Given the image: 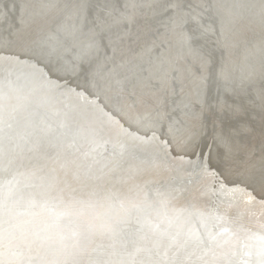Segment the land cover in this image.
Returning <instances> with one entry per match:
<instances>
[{
	"label": "rangeland",
	"instance_id": "374dc122",
	"mask_svg": "<svg viewBox=\"0 0 264 264\" xmlns=\"http://www.w3.org/2000/svg\"><path fill=\"white\" fill-rule=\"evenodd\" d=\"M87 1H89V3ZM161 1L162 3L164 2V0ZM184 1L187 0H165V9H167L166 12L167 14L169 13V15L166 18L162 17L159 18L160 20L158 19L155 21L154 19L146 18L150 10H131L132 7H130V13L126 11V9H116L114 7L109 9V7L107 8V6L98 0H96V2L94 0H0V77L9 63H16L19 68L21 67V70H23L27 64H31L34 69H38L37 71L40 70V77L43 76L46 80L52 83L54 82V84L57 83L55 84L57 88L55 86L56 89H54V94L57 92L63 94V88L61 87V92L58 87L60 88L59 85L63 86L66 84L64 87L68 85V87H70H67L66 91L72 92L74 90L72 94H79L84 98H88L87 95L89 97L90 95L92 97L95 96L96 100L100 101L102 108L105 107L104 109L110 113V115L107 113L105 116L106 122L101 124L103 126L105 125L108 129L99 127L100 133H104L103 136L105 137V140L103 139L102 141L103 145L101 144L102 142L100 144L102 148L108 151L110 146L113 145V140L117 139L116 135H118V133L115 134V131L118 130V132H120L119 134H123L125 131L123 128L126 129L127 127L138 132L136 129H133V127L131 128L133 123H147V127L149 128L140 129L142 133L139 131V135H143V137L147 135L150 138L153 134H157L160 137V146H158V148L155 144V150L149 152L146 158L148 166L145 169L135 167L137 163H129L130 160L135 162L138 154L136 158L132 155L130 157L132 159L128 160L126 156L122 154L117 160L120 161V163L113 164L114 167H111L109 169L110 171L101 169L102 172L100 171L96 175L97 179L95 181L98 182L95 184L96 186L92 184L91 187L80 188L78 192L76 188H71L70 185H68V188L65 187V189H67V194H71V197L63 200V204L54 202V199L58 197L55 191L57 189H52L53 192L49 197L50 201L48 200L49 202H45L44 210L48 212V217L50 211H56V217L59 219L63 210H66V212L70 210V212L73 211L72 213L77 215L76 220H68L67 222L69 223L66 222L65 225H56L55 227L54 222L56 218H50L48 222L45 213L42 214V219L40 218L34 222L30 219V217L33 219V217L35 218L38 216V214H35L36 209L34 210V207H38V204L22 207L16 206L12 208V216H10L11 218L3 220L5 222L4 231L0 232V264H28L30 261L32 262L31 264H53V262H55V264H60L56 259L59 260L61 255L58 257H51L52 254L48 251L45 252L46 244L47 247H49L54 243L59 244L61 241L64 242L67 232H69V227L72 226H75L76 230L78 229L75 233L76 236H79L78 238L84 243L86 242V244L80 246L78 251H74L73 249V251L69 250L70 252H68L67 259L70 257L71 260H66V264H73L74 261V264H86L92 254L93 248L99 246V251L101 248L107 247L113 249V255L120 241H122L124 245L122 248L125 254H128L132 249L133 235L136 238V234L138 235L137 239H140V241L138 240L135 248L137 251H144L145 249V252L138 255V257L134 252L133 260L130 264H147V255L149 256L151 252V245L155 248H162L165 238L169 235L168 238L171 239L172 234L176 231L188 236L191 234L190 231L193 232V230L189 229L191 225L194 230L198 231L201 237L200 245L197 244L194 249H192L191 253L193 255L191 262L185 261L176 264H212L213 259V264H226L232 257L236 258V264H264V0H238L239 2L236 8H230L226 5L223 6L219 3V0H211L213 5L218 6L217 11L220 12L222 26L220 29L209 26V22L207 21H201L205 12L202 13L199 7L195 9V7L192 6V4L198 3L200 0ZM97 4L101 6L99 5V7ZM137 4L138 3L134 2L133 5ZM204 4H206L205 1ZM71 5L73 6L71 7ZM4 6L7 7L4 8ZM86 6H88V8ZM147 6H150V3H148ZM83 7L85 8L83 9ZM89 7L94 11L93 14H91L92 11L91 13L87 11ZM81 8L82 12L80 13ZM32 9L34 10L32 11ZM115 9L116 11H114ZM120 10L124 11V13ZM171 10L176 13L173 12L174 14H172ZM183 13H186V17ZM188 15H190L191 18L188 19ZM62 16H64V18ZM71 16L74 19H71ZM100 16L102 17L100 18ZM173 16H175V18ZM67 17L71 20H67ZM180 17H182V20ZM85 18H88L89 21V33L83 30L86 27V25L83 24L86 20ZM116 18H123L121 19L123 24H126L124 21L127 18L129 22L126 28L129 29L131 33H128V38L126 37L124 42L122 40L120 43L121 48L118 46L116 54L111 50L112 55L109 57L110 61L107 60L108 62L106 63L107 69L114 65V63H112L114 60L118 61V57L122 56L123 59L126 60L124 62L125 64H123V70L133 75L132 69L133 71L135 69L130 64L136 57L141 58L138 64L145 61L147 65L151 64L155 57H158V61L155 60L154 62L153 60V63L147 66L150 71V76H142L137 82L135 79H132L133 81L129 83L127 79L123 81L125 83H123L122 89L120 88L117 90L118 92H116L117 97L120 99L112 95L113 81H111V83L109 81L108 87L105 90L99 83L98 85L101 87V91L96 88L97 91H90L73 83L72 78H68V74V77L66 74L63 75V79L57 78L53 71H51L52 69L50 70V67L47 65L45 66L41 58L34 57L35 55L30 54L26 49L30 44L40 43L42 40L41 38L44 39L49 35L60 32L58 38L59 40L61 39L60 45L62 44L61 46L63 48L69 47L73 50L72 43L75 45V40H80V42H82V40H85L86 37L90 35L94 26L95 31L99 29L100 24H102L101 26L103 27L111 26L109 19ZM220 19L215 20L219 22ZM184 20L186 22L188 20L193 22L198 21L202 24L203 28L199 33L194 30H190L189 32L185 30L186 22ZM68 21L69 24L72 25L71 28L77 27L73 29L74 31L67 34ZM79 21H81V24L78 23ZM64 24L66 26H64ZM48 30H50V33H48ZM139 30L140 32L138 33ZM74 32L76 34H73ZM84 34H88V36ZM197 34H199L203 40L196 44L188 37L192 35L196 36ZM39 36L41 38H39ZM60 45L58 46L61 47ZM122 45L126 46L123 47ZM144 47L146 48L144 49ZM71 50H69L67 54L65 52V54L68 55L69 53L71 55ZM130 54L132 55L130 56ZM24 55L26 56L24 57ZM154 55L156 56L153 57ZM28 58L30 60H28ZM34 58L36 61H34ZM157 62L160 65L158 72H161V69L165 68L168 74L162 72L161 76H156L152 67H155V64L157 66ZM108 64H110V66ZM79 65L77 66L78 71H80ZM139 65L138 72H141L143 68H141V64ZM212 66L214 69L211 68ZM142 67L145 69L147 68L146 66ZM78 71L77 73H80ZM8 76L10 77V75ZM110 78L109 76L108 79L110 80ZM155 80L157 84H155ZM8 81L10 82L11 79H5V85L7 86ZM130 83L132 85H129ZM74 85H76V87ZM211 87H214L213 91H211ZM204 96L205 100L203 99ZM57 98L60 103H57V105L61 107L60 101H64V99L62 97L59 98V96ZM82 100L86 102V100ZM10 103H6L4 106L0 104V108L3 109L0 118H2L1 121L4 122L5 125H9L11 128L12 125L16 123L15 119L20 107H16V101H10ZM112 104H114V107ZM131 105H133V107ZM175 106L177 108H175ZM8 112L12 113L9 114ZM149 112L150 114L153 113L150 115ZM111 114H113L112 117ZM110 118H113L114 122L113 119L111 121ZM115 118L118 124L115 123ZM107 120L108 123L110 121L109 124ZM120 120L122 122L121 124H119ZM138 120L140 121L138 122ZM112 122L117 126H114ZM105 123L108 124V126ZM110 125H112V128ZM124 125L125 127H122ZM117 127L122 128V130L120 128L119 130ZM101 128H103V130ZM22 129L23 126L21 122H19V125H16L12 133L14 134L15 132L14 135L18 137L22 134ZM146 131H148L149 134ZM109 132L114 134L111 135ZM108 138L113 139L109 140ZM135 138L136 137L133 138L134 142L136 141ZM106 141H110V143ZM31 147V151H33L35 155V146ZM36 147L37 153L38 149L42 146H40L39 143ZM67 153H69V151H65V154H62L63 156L60 157V160H63V158L67 160L66 158H68L67 156L69 155ZM33 154L30 155L27 161H24V164L20 166V169L12 177L11 180L13 182L15 180L17 181H15L12 187H9L11 186L10 184L5 189V196L12 197V199L17 198L16 196L20 197V193L17 194L15 189L18 188L20 184H24L23 181H27L26 183L28 184L34 182V179L29 177V175L34 174L35 171H30L31 167L35 169V163H31L35 158ZM58 161L59 159H57L56 162L52 159L46 160L40 166H42V168H48V162H50L54 164V168H58V166H56ZM131 164H133L135 168H133ZM115 166L121 169L118 167L115 169ZM139 169L143 170L140 171ZM103 170L107 171V173ZM119 170L122 171L120 172L122 173V179H117V176H114V173H118ZM104 175L107 176V178H105ZM177 179L179 180L175 181ZM62 181L60 184L64 186L69 184L65 180ZM178 184L179 186H177ZM98 186H102L101 189H97ZM137 186L140 188H136ZM32 187L31 185V188ZM90 188H92V190ZM152 188L155 192L152 191ZM62 189L64 188H61V190ZM97 193L103 194L104 199L100 200V198L96 197ZM77 195H81L82 197L85 195L84 198L89 197L87 202L91 203L77 202L76 204V201L70 203L72 196L74 199ZM53 202L57 205V208ZM142 203L146 204L144 208L148 206V211L144 210ZM213 205L215 207L214 210L212 209ZM50 208L52 210H50ZM110 209H113L111 210L112 212L108 211ZM70 222H72V225H70ZM68 224L70 226H68ZM35 226L37 228H35ZM121 227L126 228L121 229L117 235L116 231ZM171 227H173L172 231L169 232ZM136 228L138 229L137 233L135 232L137 231ZM41 231L42 234H40ZM147 236L149 237L147 238ZM196 236L197 234L194 235V237ZM252 239H256L255 243L260 247L259 253H254L255 255H252L251 247L248 249L250 240ZM171 241L174 245L165 253H152V264H175L172 261L174 260L175 253H182V251L176 252L175 250L178 249L180 243L178 244L177 242L174 243L173 240ZM10 247L14 250L10 249ZM67 251L68 249H65L63 254ZM184 254L189 253L185 251ZM99 255L100 252L98 253L97 259L94 260L95 263H98ZM105 255L99 258V261L103 264H107L109 261V256L107 254ZM107 257L108 259L106 261ZM251 258H255V262H251Z\"/></svg>",
	"mask_w": 264,
	"mask_h": 264
},
{
	"label": "bare ground",
	"instance_id": "6f19581e",
	"mask_svg": "<svg viewBox=\"0 0 264 264\" xmlns=\"http://www.w3.org/2000/svg\"><path fill=\"white\" fill-rule=\"evenodd\" d=\"M86 1V0H85ZM91 1V0H90ZM131 1H132V3H131ZM54 2V1H53ZM81 2V1H80ZM84 2V1H83ZM88 3H89V1H87ZM86 2V3H87ZM96 2V1H95ZM103 4H104V0L103 1H101ZM134 2H136V3H138L137 5H133L134 4ZM174 2V1H173ZM184 2H186V1H184ZM72 3V2H71ZM94 3V2H93ZM92 3V4H93ZM148 3H149V1L147 2V3H145L144 2V0H126V1H122V4L123 5H126L127 7L130 5L132 8H131V10H133V9H145L146 8V6L148 5ZM167 3V2H166ZM171 3V2H170ZM170 3H168V4H170ZM179 3V2H178ZM183 3V2H182ZM51 4V3H50ZM63 4V3H62ZM75 4V3H74ZM77 4V3H76ZM79 4V3H78ZM84 4V3H83ZM96 4V3H95ZM176 4H177V2H176ZM181 4V3H180ZM67 5V4H66ZM85 5V4H84ZM83 5V6H84ZM88 5V4H87ZM91 5V4H90ZM100 5V4H99ZM98 4H97V6H99ZM183 5V4H182ZM182 5H180V6H182ZM21 6V5H20ZM24 6V5H23ZM31 6V5H30ZM73 5H71V7H72ZM81 6V5H80ZM89 6V5H88ZM88 6H86L87 8H88ZM94 6V5H93ZM101 6V5H100ZM99 6V7H100ZM103 6V5H102ZM170 6V5H169ZM173 6V5H172ZM171 6V7H172ZM179 6V7H180ZM5 7H7V6H4V8ZM18 7V6H17ZM40 7V6H39ZM48 7H50V6H48ZM63 7V6H62ZM68 7H69V5H68ZM75 7V6H74ZM113 6H110V8L109 9H111ZM121 7V6H120ZM177 7V6H176ZM20 8V7H19ZM33 8V7H32ZM56 8V7H55ZM60 8V7H59ZM78 8V7H77ZM85 7H83V9H84ZM96 8V7H95ZM103 8V7H102ZM108 8V7H107ZM169 8V7H168ZM31 9V8H30ZM98 9V8H97ZM106 9V8H105ZM108 9V10H109ZM182 9V8H181ZM195 9H197V8H195ZM6 10V9H5ZM21 10V9H20ZM25 10V9H24ZM34 9H32V11H33ZM66 10V9H65ZM69 10V9H68ZM94 10H96V9H94ZM99 10H101V9H99ZM170 10V9H169ZM173 10V9H172ZM171 10V11H172ZM177 10V9H176ZM180 10V9H179ZM240 10V9H239ZM4 11V10H3ZM14 11V10H13ZM17 11V10H16ZM39 11V10H38ZM45 11H46V9H45ZM52 11H53V9H52ZM61 11V10H60ZM67 11V10H66ZM75 11H79V10H75ZM86 11V10H85ZM87 11H88V9H87ZM92 11V10H91ZM103 11V10H102ZM109 11H111V10H109ZM114 11H116V9L114 10ZM121 11V10H120ZM120 11H119V13H120ZM166 11H167V9H166ZM185 11V10H184ZM188 11V10H187ZM7 12V11H6ZM55 12V11H54ZM82 12V8H81V11H80V13ZM89 12V11H88ZM94 12V11H93ZM121 12H123L124 13V11H121ZM136 12H137V10H136ZM149 12V11H148ZM174 11H172V14H174V13H176V12H174ZM189 12V11H188ZM3 13V12H2ZM12 13V12H11ZM17 13H18V11H17ZM22 13V12H21ZM48 13V12H47ZM65 13V12H64ZM63 13V14H64ZM90 13V12H89ZM96 13V12H95ZM115 13V12H114ZM133 13H134V11H133ZM171 13V12H170ZM177 13H180V12H177ZM198 13V12H197ZM202 13H203V11H202ZM10 14V13H9ZM19 14V13H18ZM91 14H93V13H91ZM103 14V13H102ZM112 14V13H111ZM128 14V13H127ZM126 14V15H127ZM184 14V13H183ZM186 14V13H185ZM185 14H184V16H185ZM199 14V13H198ZM201 14V13H200ZM12 15H14V14H12ZM16 15V14H15ZM28 15H29V13H28ZM70 15V14H69ZM72 15V14H71ZM83 15V14H82ZM90 15V14H89ZM99 15V14H98ZM101 15V14H100ZM116 15V14H115ZM124 15V14H123ZM129 15H131V14H129ZM177 15V14H176ZM6 16V15H5ZM8 16V15H7ZM9 16H11V15H9ZM21 16V15H20ZM32 16H34V15H32ZM50 16V15H49ZM52 16V15H51ZM77 16H78V14H77ZM80 16H81V14H80ZM86 16H88V15H86ZM85 16V17H86ZM118 16V15H117ZM142 16V15H141ZM140 16V17H141ZM183 16V15H182ZM197 16V15H196ZM203 16H205V15H203ZM3 17V16H2ZM63 18H64V16H62ZM72 17V16H71ZM90 17H91V15H90ZM102 16H100V18H101ZM120 17V16H119ZM126 17V16H125ZM124 17V18H125ZM131 17V16H130ZM143 17V16H142ZM174 18H175V16H173ZM172 17V18H173ZM186 17V16H185ZM185 17H183V18H185ZM14 18H16V17H14ZM29 18V17H28ZM66 18V17H65ZM81 18V17H80ZM95 18V17H94ZM99 18V17H98ZM114 18V17H113ZM132 18V17H131ZM131 18H129V19H131ZM170 18H171V16H170ZM176 18H177V16H176ZM181 18V20H182V17H180ZM197 18V17H196ZM13 19V18H12ZM69 18L67 17V20H68ZM71 19H74L73 17L71 18ZM71 19H69V20H71ZM79 19V18H78ZM82 19V18H81ZM86 19V18H85ZM84 19V20H85ZM121 19H123V18H121ZM121 19H109V21H110V24H111V26H105V27H103V26H101L102 24H100V27H99V29H97V27H96V29H97V31H95V26L92 28V32L90 33V35L88 36V34L87 35H85V36H88V37H86V39L85 40H82V42H80V40H75V42H74V44L75 45H73V43H72V49L73 50H71L69 47L67 48H65V51H66V54H67V52L69 51V50H71V55L68 53V55H66V57L63 59V63H64V65H66V67H67V69L69 68V69H74V68H76V66H78L82 61H81V59H82V55H83V57H85L84 59H85V65H82V66H84V68H83V71L85 72V73H91L88 69H90L89 67H90V65L91 64H93V74L91 73V78H90V76H89V81L91 80L92 81V83L91 84H95V83H100V85H102L103 87H104V90L108 87V83H109V81H110V83H111V81H113L114 82V84H113V90H112V95H114V96H116L117 97V93L116 92H118L117 90L118 89H120L121 87H122V85H123V83H125V82H123L124 80H126L127 79V81H128V83L129 82H131V81H133L134 79H135V81L137 82V80L139 79V73H138V70H139V67H140V63L138 64V62H139V60L141 59V58H138V57H136L133 61H131V66L135 69L134 71H133V69H132V72H133V75H131L129 72L128 73H126V71H124L123 70V64H125L124 62L126 61L125 59H123V57L122 56H117L118 57V61H113L112 63H114V65L113 66H111L110 68H108L107 69V60H109L110 58L109 57H111V50H113V53H115L116 54V49L118 48V46L121 48V42H122V40H123V42L125 41V39H126V37L128 38V33H131V31L129 32V29H127L126 28V25H127V23L129 22L128 21V19L126 18L125 19V23L126 24H123V21L121 20ZM135 19V18H134ZM28 20V19H27ZM58 20H60V19H58ZM64 20V19H63ZM67 20H65V21H67ZM102 20V19H101ZM138 20V19H137ZM170 20V19H169ZM180 20V21H181ZM197 20H199V19H197ZM44 21H46V20H44ZM74 21V20H73ZM77 21V20H76ZM82 21V20H81ZM81 21H79L78 23H80ZM87 21H88V19H87ZM92 21V20H91ZM96 21V20H95ZM179 21V20H178ZM185 21V20H184ZM200 21V20H199ZM40 22V21H39ZM47 22V21H46ZM50 22V21H49ZM100 22H102V21H100ZM174 22V21H173ZM172 22V23H173ZM186 22V21H185ZM198 22V21H197ZM29 23V22H28ZM33 23V22H32ZM42 23V22H41ZM53 23H54V21H53ZM56 23V22H55ZM63 23V22H62ZM71 23V22H70ZM93 23H94V21H93ZM150 23V22H149ZM176 23H178V22H176ZM45 24V23H44ZM67 24V23H66ZM68 24H69V21H68ZM75 24H76V22H75ZM81 24V23H80ZM84 24V23H83ZM89 24V23H88ZM91 24V23H90ZM96 24H97V22H96ZM171 24V23H170ZM181 24V23H180ZM204 24V23H203ZM206 24V23H205ZM35 25V24H34ZM48 25V24H47ZM52 25V24H51ZM154 25H156V24H154ZM168 25H169V23H168ZM174 25V24H173ZM44 26V25H43ZM64 26H66L65 24H64ZM68 26V28H67V30H66V32H67V34L68 33H71L72 31H74L73 29L75 28V27H77V26H75L74 28L72 27L71 28V24H69V25H67ZM84 26V25H83ZM91 26V25H90ZM170 26V25H169ZM177 26V25H176ZM53 27V26H52ZM56 27V26H55ZM55 27H54V29H55ZM59 27V26H58ZM57 27V28H58ZM62 27V26H61ZM116 27V28H115ZM127 27H128V25H127ZM163 27V26H162ZM174 27V26H173ZM83 28V27H82ZM126 28V29H125ZM131 28V27H130ZM175 28V27H174ZM21 29H22V27H21ZM31 29H33V28H31ZM39 29H40V27H39ZM66 29V28H65ZM80 29V28H79ZM182 29V28H181ZM185 29V28H184ZM45 30V29H44ZM78 30V29H77ZM84 30V29H83ZM183 30V29H182ZM185 30H187V29H185ZM206 30H208V29H206ZM27 31V30H26ZM39 31V30H38ZM42 31H43V29H42ZM41 31V32H42ZM49 32L48 33H50V30H48ZM61 31V30H60ZM76 31V30H75ZM80 31V30H79ZM78 31V32H79ZM31 32V31H30ZM33 32H34V30H33ZM44 32V31H43ZM56 32V31H55ZM62 32V31H61ZM84 32H86V31H84ZM83 32V33H84ZM140 32V30L138 31V33ZM149 32V31H148ZM170 32V31H169ZM173 32V31H172ZM171 32V33H172ZM176 32V31H175ZM184 32V31H183ZM190 32V31H189ZM63 33V32H62ZM88 33H89V31H88ZM134 33V32H133ZM31 34V33H30ZM64 34H66V33H64ZM73 34H76L75 32L73 33ZM175 34V33H174ZM19 35H21V34H19ZM36 35V34H35ZM123 35V36H122ZM137 35H140V34H137ZM180 35V34H179ZM33 36V35H32ZM46 36V35H45ZM59 36H60V32H57L56 34H53V35H49V36H47L46 38H44V41H45V43H46V45H51V46H57V44L54 42V41H56L58 38H59ZM70 36V35H69ZM68 36V37H69ZM74 36V35H73ZM76 36V35H75ZM77 36H80V35H77ZM82 36H83V34H82ZM193 36V35H192ZM29 37V36H28ZM37 37V36H36ZM35 37V38H36ZM72 37V36H71ZM143 37V36H142ZM145 37V36H144ZM150 37V36H149ZM148 37V38H149ZM170 37V36H169ZM186 37V36H185ZM39 38H41L40 36H39ZM61 38V37H60ZM79 38V37H78ZM146 38V37H145ZM171 38V37H170ZM175 38V37H174ZM42 40L40 41V42H43V38H41ZM72 39V38H71ZM158 39V38H157ZM186 39V38H185ZM39 40V39H38ZM59 40V39H58ZM61 40V39H60ZM59 40V41H60ZM62 40H63V38H62ZM74 40V39H73ZM147 40V39H146ZM159 40V39H158ZM180 40V39H179ZM32 41V40H31ZM38 42V41H37ZM62 42V41H61ZM63 42H64V40H63ZM66 42V41H65ZM73 42V41H72ZM167 42V41H166ZM31 43V42H30ZM67 43V42H66ZM70 43V42H69ZM146 43V42H145ZM157 43V42H156ZM26 44V43H25ZM124 44V43H123ZM158 44V43H157ZM31 45V44H30ZM60 45V44H59ZM62 45V44H61ZM60 45V46H61ZM71 45V44H70ZM182 45H183V43H182ZM69 46V45H68ZM123 46V45H122ZM124 46H126V45H124ZM123 46V47H124ZM157 46V45H156ZM169 46V45H168ZM19 47V46H18ZM59 47V46H58ZM65 47V46H64ZM122 47V48H123ZM129 47V46H128ZM151 47V46H150ZM197 47V46H196ZM24 48V47H23ZM220 48V47H219ZM223 48H225V47H223ZM162 49V48H161ZM20 50V49H19ZM22 50V49H21ZM26 50V49H25ZM110 50V51H109ZM120 50V49H119ZM118 50V51H119ZM125 50V49H124ZM128 50V49H127ZM193 51V50H192ZM23 52V51H22ZM170 52V51H169ZM20 53V52H19ZM28 53V52H27ZM118 53V52H117ZM134 53V52H133ZM148 53V52H147ZM157 53H158V51H157ZM170 53H172V52H170ZM25 54V53H24ZM121 54V53H120ZM152 54V53H151ZM118 55H119V53H118ZM122 55V54H121ZM132 54H130V56H131ZM164 55V54H163ZM168 55V54H167ZM19 56H22V55H19ZM26 55H24V57H25ZM135 56V55H134ZM156 55H154L153 57H155ZM184 56V55H183ZM27 57H28V54H27ZM33 57V56H32ZM90 57V58H89ZM126 57V56H125ZM15 58V57H14ZM38 58V57H37ZM148 58V57H147ZM162 58V57H161ZM17 59V58H16ZM40 59V58H39ZM83 59V60H84ZM153 59V58H152ZM28 60H30L29 58H28ZM42 60V59H41ZM147 60V59H146ZM154 60V62H155V60L156 61H158V57H155V59H153ZM153 60H152V62H151V64L153 63ZM171 60V59H170ZM177 60V59H176ZM14 61H16V60H14ZM34 61H36L35 60V58H34ZM33 61V62H34ZM38 61V60H37ZM110 61V60H109ZM144 61V60H143ZM167 61H168V59H167ZM17 62V61H16ZM24 62V61H23ZM29 62V61H28ZM27 62V63H28ZM163 62V61H162ZM30 63V62H29ZM40 63V62H39ZM158 63V62H157ZM165 63V62H164ZM180 63V62H179ZM19 64V63H18ZM22 65V64H21ZM20 65V66H21ZM27 65H29V66H27ZM26 66H27V68L28 69H30L33 73H35V80H34V82L33 83H31V85L27 88V90H26V95H25V100H27L28 99V96H30V94L29 93H27V91H29V92H31V93H33V94H37V95H35V96H32V100L31 101H33L34 102V100L36 101V103H37V105L39 104V106L41 107V110L37 113V118L36 119H34V120H32L31 121V119L30 118H28L27 119V123H26V125H23L22 124V120H24V119H26V117H28L26 114H25V111H23L22 113H21V124H22V126H23V129H22V134L21 135H19L18 137H19V139H18V137L16 136V135H14L15 134V132H14V134L12 133V137H11V140L13 141V143H12V141H11V145H10V147L12 148V150H11V157H14V156H16L18 153H20L21 152V156L23 157L24 156V151H23V149L25 148V147H27L28 146V144H27V141H29L30 139H31V141H30V144H29V149H28V151H27V153H26V160L25 161H27L29 158H30V155H32V152L33 151H31V149H32V147L31 146H35V158H34V161L32 160V162L31 163H35V169L33 168V167H31V169H30V171H34V174H32V175H29V177H31L32 179H34V182H38L41 186H39V187H41L40 189L42 190L41 192L40 191H38L39 192V194H43V195H46L45 197H47V196H51V193L53 192V190H54V188L55 189H57V190H55L56 192H57V198H56V200H54V202L55 203H58L59 202V204H61L62 203V201L63 200H65L66 198H68V197H71L70 195L71 194H67V189H65V187H67L68 188V185H70V187L71 188H76V190H77V192L79 191V189L80 188H88V187H91V185L92 184H96V183H98L97 181H95L96 179H97V177H96V175L101 171L102 172V170L101 169H106L107 171H110L109 169L111 168V167H114V165L113 164H118V163H120V161H117L119 158H120V156L122 155V154H124L125 156H126V159L128 160V159H132V158H130L132 155L136 158V156H137V154H138V156H137V159L135 160V158H134V160H135V162H132V160H130L129 161V163H137V165L135 166V167H141V168H143V169H145L147 166H148V164H147V161H146V158H147V156H148V154H149V152L150 151H152V150H155V144L157 145V147L158 146H160V144H159V140H160V137L157 135V134H153L150 138H149V136H147V135H145L144 137H143V135L141 136V135H139L138 134V132H135L134 130H131L130 128H127L126 127V129L125 128H123V130H125L124 132H123V134H119L120 132H118V130L117 131H115V134L116 133H118V135H116L117 136V139H115V140H113V145L112 146H110V149H109V151L107 150V149H104V148H102V146H101V144L103 145V139L105 138L104 136H103V134L104 133H100V131H99V127H105V125L103 126V125H101L102 123H104V122H106V114L108 113L104 108L105 107H103L102 108V105L100 104V101L99 100H96V97L95 96H91L90 95V97L87 95V97L88 98H84L83 96H81V95H75V94H72V93H74V90L71 92L70 91V89H69V91L71 92H68V91H66V88L69 86H66V87H64V85H66V84H64L63 86H61V85H59L60 86V88L58 87V89H60V91L62 90L61 89V87L63 88V94H59L58 92L57 93H55L54 94V89H56L57 88V86L55 85V84H57V83H55L54 84V82L52 83V82H50V81H48V80H46L41 74V76L42 77H40L39 76V71H37L38 69H34L33 67H32V65L31 64H27ZM41 65H42V63H41ZM109 66H110V64H108ZM214 65V64H213ZM35 66V65H34ZM46 66V65H45ZM80 66V65H79ZM108 66V67H109ZM145 66V65H144ZM22 67H24V66H22ZM40 67V66H39ZM42 67V66H41ZM131 67V68H132ZM19 68V67H18ZM38 68V67H37ZM211 68H213L214 69V67L212 66ZM24 69V68H23ZM46 69H47V67H46ZM81 69H82V67H81ZM145 68H143L142 70H144ZM152 69L154 70V72H155V74H156V76H161V74H162V72L163 73H166V74H168V72L167 71H165V68H162L161 69V72H158L159 71V69H160V65H159V63H158V66H156V64H155V67H152ZM212 69V70H213ZM19 70H21V67L19 68ZM50 70H51V68H50ZM49 70V71H50ZM167 70V69H166ZM169 70V69H168ZM174 70V69H173ZM48 71V70H47ZM52 71V70H51ZM78 71V70H77ZM177 71V70H176ZM79 72V71H78ZM158 72V73H157ZM179 72V71H178ZM41 73V72H40ZM49 73V72H48ZM46 74H47V72H46ZM78 74V73H77ZM179 74V73H178ZM49 75H51V74H49ZM170 75H171V72H170ZM66 76H67V74H66ZM111 77L110 78V80L108 79V77ZM6 78L8 77V73H6V76H5ZM5 77H3V78H1L0 77V82L1 83H4L5 84ZM48 77V76H47ZM52 77V76H51ZM50 77V78H51ZM68 77V76H67ZM168 77V76H167ZM68 78H70V76L68 77ZM67 78V79H68ZM204 78V77H203ZM10 79H11V81L9 82L8 81V86H11L12 84L13 85H15L17 82L15 81V79L12 77V76H10ZM54 79V78H53ZM52 79V80H53ZM57 79V78H56ZM61 79V78H60ZM63 79V78H62ZM71 79V78H70ZM133 79V80H132ZM157 79V78H156ZM159 79V78H158ZM161 79V78H160ZM165 79V78H164ZM163 79V80H164ZM51 80V79H50ZM66 80V79H65ZM64 80V81H65ZM54 81H55V79H54ZM63 81V82H64ZM170 81V80H169ZM57 82V81H56ZM61 82V81H60ZM105 82V83H104ZM139 82H141V81H139ZM138 82V83H139ZM157 81L155 80V84H157L156 83ZM163 82V81H162ZM166 82V81H165ZM59 83V82H58ZM67 83V82H66ZM60 84V83H59ZM72 84V83H71ZM145 84V83H144ZM163 84V83H162ZM73 85V84H72ZM129 85H132L131 83L129 84ZM137 85V84H136ZM55 86H56V88H55ZM71 86V85H70ZM75 87H76V85H74ZM135 86V85H134ZM138 86H140V85H138ZM144 86V85H143ZM72 87V86H71ZM110 87V86H109ZM133 87V86H132ZM131 87V88H132ZM142 87V86H141ZM205 87V86H204ZM68 88H70V87H68ZM77 88H80V87H77ZM83 88V87H82ZM81 88V89H82ZM111 88V87H110ZM140 88V87H139ZM138 88V89H139ZM74 89V88H73ZM80 89V90H81ZM86 89V88H85ZM99 89V88H98ZM116 89V90H115ZM122 89V88H121ZM125 89V88H124ZM135 89V88H134ZM168 89V88H167ZM209 89V88H208ZM24 90V89H23ZM79 90V89H78ZM100 90V89H99ZM137 90V89H136ZM200 90V89H199ZM202 90V89H201ZM36 91H38V93L36 92ZM85 91V90H84ZM91 91V90H90ZM97 91V90H96ZM123 91V90H122ZM163 91V90H162ZM62 92V91H61ZM79 92V91H78ZM109 92V91H108ZM167 92H168V90H167ZM209 92V91H208ZM82 93H83V91H82ZM93 93V92H92ZM91 93V94H92ZM123 93V92H122ZM121 93V94H122ZM119 94H120V92H119ZM144 94V93H143ZM203 94V93H202ZM210 94V93H209ZM94 95V94H93ZM102 95V94H101ZM111 95V94H110ZM109 95V96H110ZM206 95V94H205ZM59 96V98H63L64 99V101L62 100V101H60L61 102V107H59L58 105H57V103H59V99L57 98ZM61 96V97H60ZM79 96H81V97H79ZM86 96V95H85ZM119 96V95H118ZM122 96V95H121ZM202 96V95H201ZM207 96V95H206ZM108 97V96H107ZM100 98H102V97H100ZM112 98V97H111ZM110 98V99H111ZM118 98V97H117ZM144 98V97H143ZM156 98V97H155ZM203 98V97H202ZM208 98V97H207ZM29 99H31V98H29ZM70 99V100H69ZM82 99H84V100H86V102H84ZM109 99V100H110ZM118 99H120V98H118ZM173 99V98H172ZM204 100H205V96H204V98H203ZM102 100V99H101ZM124 100V99H123ZM129 100V99H128ZM152 100V99H151ZM30 101V102H31ZM112 102H113V100H112ZM118 102V101H117ZM137 102V101H136ZM183 102V101H182ZM8 103H10V102H8ZM107 103V102H106ZM111 103V102H110ZM168 103H170V102H168ZM204 103H206V102H204ZM203 103V104H204ZM11 104V103H10ZM60 104V103H59ZM115 104V103H114ZM114 104H112V106L114 105ZM118 104V103H117ZM133 104H134V102H133ZM182 104V103H181ZM13 105V104H12ZM105 105V104H104ZM107 105V104H106ZM111 105V104H110ZM127 105V104H126ZM152 105V104H151ZM9 106V105H8ZM8 106H6V107H8ZM123 106V105H122ZM128 106V105H127ZM132 107H133V105H131ZM136 106V105H135ZM149 106V105H148ZM147 106V107H148ZM153 106V105H152ZM183 106V105H182ZM114 107V106H113ZM116 107H119V106H116ZM154 107V106H153ZM181 107V106H180ZM186 107V106H185ZM5 108V107H4ZM14 108H15V106H14ZM108 108V107H107ZM156 108H158V107H156ZM175 108H177L176 106H175ZM179 108V107H178ZM7 109V108H6ZM112 109V108H111ZM123 109V108H122ZM139 109V108H138ZM142 109V108H141ZM140 109V110H141ZM183 109V108H182ZM186 109V108H185ZM16 110V109H15ZM117 110V109H116ZM120 110V109H119ZM134 110H135V108H134ZM153 110V109H152ZM163 110V109H162ZM179 110V109H178ZM125 111V110H124ZM129 111H131V110H129ZM128 111V112H129ZM133 111V110H132ZM147 111V110H146ZM169 111V110H168ZM171 111V110H170ZM3 112V110H1L0 109V113H2ZM7 112V111H6ZM5 112V113H6ZM68 112L69 113H71V115L70 116H68ZM117 112V111H116ZM166 112V111H165ZM186 112V111H185ZM9 113V112H8ZM10 113H12V112H10ZM9 113V114H10ZM134 113V112H133ZM147 113V112H146ZM145 113V114H146ZM153 113V112H152ZM151 113V114H152ZM109 115H110V113H108ZM129 114V113H128ZM149 114H150V112H149ZM150 114V115H151ZM160 114V113H159ZM13 115V114H12ZM112 115L113 114H111V117H112ZM117 115H118V113H117ZM122 115V114H121ZM125 115V114H124ZM135 115V114H134ZM140 115H141V112H140ZM6 116V115H5ZM10 116V115H9ZM131 116H133V115H131ZM145 116V115H144ZM154 116V115H153ZM156 116V115H155ZM151 117V116H150ZM144 118V117H143ZM1 119L2 118H0V121H1ZM112 119L113 118H110V120L112 121ZM146 119V118H145ZM152 119H153V117H152ZM161 119V118H160ZM105 120V121H104ZM168 120V119H167ZM5 121V120H4ZM31 121V122H30ZM117 121H118V119H117ZM140 120H138V122H139ZM145 121V120H144ZM113 122H114V119H113ZM112 122V123H113ZM119 122V121H118ZM132 122V121H131ZM136 122V121H135ZM146 122H147V120H146ZM150 122V121H149ZM165 122V121H164ZM107 123H108V120H107ZM109 123H110V121H109ZM108 123V124H109ZM115 123L116 124H118L117 122H116V118H115ZM115 123H113V125L115 126L116 124ZM122 122H121V120H120V123L119 124H121ZM133 123V122H132ZM151 123V122H150ZM170 123V122H169ZM183 123V122H182ZM225 123V122H224ZM227 123V122H226ZM25 124V123H24ZM106 124V123H105ZM108 124H106L107 126H108ZM133 125H134V123H133ZM165 125V124H164ZM227 125H228V123H227ZM117 126V125H116ZM119 126V125H118ZM166 126V125H165ZM226 126V125H225ZM229 126V125H228ZM57 127H58V129H59V131H60V135L58 136V135H55L54 134V136H51V134H53L54 132H55V129H57ZM68 127L71 129V133L73 134V136L72 135H70L69 134V136L68 137H66V135H62V133H63V131H64V128H65V130L66 129H68ZM110 127L112 128V125H110ZM122 127H125V125L124 126H122ZM181 127V126H180ZM16 128V125H15V127H14V129ZM103 128H101L102 130H103ZM105 128H107V127H105ZM115 128V127H114ZM118 128V127H117ZM120 128V127H119ZM118 128V129H119ZM132 128V127H131ZM227 128V127H226ZM225 128V129H226ZM108 129V128H107ZM121 130H122V128H120ZM119 129V130H120ZM134 129V128H133ZM143 129H145V128H143ZM24 130V131H23ZM161 130H163V129H161ZM160 130V131H161ZM143 131V130H142ZM151 131V130H150ZM155 131V130H154ZM145 132V131H144ZM146 132H148V131H146ZM156 132V131H155ZM222 132H223V130H222ZM109 133H111V132H109ZM140 133H142L141 131H140ZM154 133V132H153ZM112 134H114V133H111V135ZM148 134H149V132H148ZM119 135H121V136H119ZM160 135V134H159ZM3 137H5L6 138V136H3ZM0 138V139H3L4 140V138ZM107 137V136H106ZM134 137H136L135 139H136V141L134 142ZM148 137V138H147ZM43 138V139H42ZM9 139H10V133H9ZM40 139H42V147H41V150L42 151H44L45 153L44 154H41V153H39V152H37L36 153V145H38V141L40 140ZM109 139V138H108ZM111 139H113V138H111ZM111 139H109V140H111ZM133 139V140H132ZM138 139V140H137ZM105 140V139H104ZM131 141H133V142H131ZM102 142V143H101ZM105 142V141H104ZM106 142H109L110 143V141H106ZM101 143V144H100ZM64 144H66L65 146H64ZM111 144H112V142H111ZM145 144V145H144ZM142 145H144V146H142ZM66 149H70V151L71 152H69V153H67V154H69L67 157L68 158H66L67 160H65V158H63V160L61 161L60 160V157H62L64 154H65V148ZM104 147V146H103ZM109 148V147H108ZM159 148V147H158ZM201 148V147H200ZM198 150V149H197ZM203 151V150H202ZM201 151V152H202ZM106 152H108V153H106ZM198 153H200V152H198ZM63 154V155H62ZM102 154V155H101ZM9 156H10V153H9ZM102 156V157H101ZM198 156V155H197ZM100 157V158H99ZM139 157V158H138ZM53 160V161H55L56 162V160L57 159H59V161L57 162V165L56 166H58V168H54V164L53 163H50V162H48V168H42V166H40L44 161H48V160ZM24 162V161H23ZM54 162V163H55ZM76 163H77V165H76ZM22 164H18L17 165V168H20V166H21ZM113 165V166H112ZM132 165V167H133V164H131ZM76 166V167H75ZM120 166V165H119ZM9 166L7 165V168H8ZM118 166H115V169L117 168ZM135 167H133V168H135ZM6 168V165L5 164H1L0 163V180H2V178H7V179H9L10 177H11V179H12V177L16 174V172L19 170V169H14V168H11L10 167V171H11V175H6V174H8V169ZM118 168H120V167H118ZM39 169V170H38ZM121 169V168H120ZM138 169V168H137ZM136 169V170H137ZM143 169H139L140 171L141 170H143ZM37 170V171H36ZM43 170V171H42ZM195 170V169H194ZM40 171V172H39ZM42 171V172H41ZM105 173H107V171H105V170H103ZM104 172H103V174H104ZM120 172H122V171H118V173H114V176L116 177L117 176V179H120L121 178V174L122 173H120ZM109 173V172H108ZM138 173H139V171H138ZM137 173V174H138ZM6 176V177H5ZM76 176H77V178H76ZM105 176V175H104ZM74 177H75V179H74ZM105 178H107V176H105ZM141 178V177H140ZM139 178V179H140ZM148 178V177H147ZM151 178V177H150ZM122 179V178H121ZM138 179V180H139ZM4 180L5 179H3V181H0V187H2L4 184ZM62 180H65V181H67V183H69V184H67V186H64V185H62V184H60V182L62 181ZM147 180V179H146ZM179 179H177V180H175V181H178ZM140 181V180H139ZM63 182V181H62ZM138 182V181H137ZM136 182V183H137ZM142 182H144V181H142ZM64 183V182H63ZM140 183V182H139ZM138 183V184H139ZM146 183V182H145ZM144 183V184H145ZM60 184V185H59ZM143 184V183H142ZM142 184H140V185H142ZM86 185H87V187H86ZM137 185V184H136ZM170 185H172V184H170ZM106 186V185H105ZM177 186H179V184L177 185ZM69 187V188H70ZM94 187V186H93ZM92 187V188H93ZM101 187L102 186H98V188L97 189H101ZM143 187V186H142ZM142 187H141V189H142ZM33 188L34 187H32V190H33ZM61 188H64V189H62L61 190ZM70 188V189H71ZM92 188H90L91 190H92ZM136 188H140V187H136ZM156 188V187H155ZM172 188V187H171ZM5 189L6 188H4V189H0V196H4V194H5ZM31 189V188H30ZM53 189V190H52ZM89 189V190H90ZM107 189V188H106ZM35 190V189H34ZM34 190L33 191H31V192H34ZM83 190V189H82ZM151 190V189H150ZM173 190V189H172ZM85 191H87V190H85ZM104 191V190H103ZM152 191H154L153 190V188H152ZM151 191V192H152ZM177 191V190H176ZM37 192V193H38ZM92 192V191H91ZM90 192V193H91ZM150 192V193H151ZM155 192V191H154ZM82 193H83V191H82ZM85 193V192H84ZM89 193V194H90ZM38 194V195H39ZM56 194V193H55ZM76 194V193H75ZM78 194V193H77ZM106 194V193H105ZM54 195V194H53ZM83 195V194H82ZM86 195V194H85ZM85 195H84V197H85ZM98 195V196H97ZM97 195H96V197H98V198H100V200H102V199H104L103 198V194H98L97 193ZM17 198L19 197V196H16ZM20 197H28V196H25V195H23V194H20ZM84 197H82L81 195L79 196V195H77V197H75L74 199H73V196H72V198H71V202H70V200H69V202L70 203H73L74 201H76V204H77V202H86L87 204H90L91 202H87L88 200H89V197H86V198H84ZM93 197V196H92ZM84 198V199H83ZM150 198V197H149ZM50 201V200H49ZM48 201V202H49ZM149 201V200H148ZM38 202V201H37ZM53 202V203H54ZM46 203H47V201H46ZM54 203V204H55ZM93 203V202H92ZM51 204H52V202H51ZM50 204V205H51ZM63 204V203H62ZM69 204V203H68ZM31 205H37V204H35V202H33V203H31ZM79 205V204H78ZM146 204L145 203H142V207L144 208V206H145ZM47 206H48V204H47ZM55 206H56V208H57V205L55 204ZM74 206H76V205H74ZM81 206H83V205H81ZM50 207V206H49ZM60 207V206H59ZM58 207V208H59ZM32 208H33V206H32ZM53 208V207H52ZM110 208H112V207H110ZM214 205L212 206V209L214 210ZM28 209V208H27ZM36 209V212H35V214L37 215L38 214V216L37 217H33V219L30 217V219L31 220H33V222L34 221H36V220H38V219H42V214L43 213H45L46 215H47V218H56L55 219V222H54V226L56 227V225H60L58 222H57V217H56V211L55 212H52V211H50V214H49V217H48V212L47 211H45L44 209H45V202H42V203H38V207H34V210ZM49 209V208H48ZM107 209H109V208H107ZM31 210V209H30ZM29 210V211H30ZM50 210H52L51 208H50ZM54 210H55V208H54ZM81 210V209H80ZM111 210H113V209H110V210H108L109 212H112ZM144 210L145 211H148L149 209H148V206H146L145 208H144ZM28 211V212H29ZM106 211V210H105ZM73 212V211H72ZM72 212H70V210H69V212H68V210H67V212H66V210L64 211L63 210V213H61V217L63 216V217H68V220H70V221H72V220H76V214L75 213H72ZM79 212V211H78ZM34 214V215H35ZM44 214V215H45ZM105 214H106V212H105ZM107 214H108V212H107ZM213 214V213H212ZM33 215V216H34ZM35 215V216H36ZM52 215V216H51ZM79 215H81V214H79ZM109 215V214H108ZM113 216V215H112ZM80 218V217H79ZM132 218V217H131ZM60 219V218H59ZM92 221V220H91ZM102 221H103V219H102ZM107 221H109V220H107ZM112 222V221H111ZM37 223H39V222H37ZM67 223H69V222H67ZM65 225V224H64ZM70 225H72V222H70ZM69 224H68V226H70ZM62 226V225H61ZM20 227V226H19ZM41 227V226H40ZM35 228H37L36 226H35ZM58 228V227H57ZM70 229L68 230L69 232H67V235H66V238H65V240H64V242H62L61 241V243H59V244H56V243H54L53 245H51V246H49V247H47V244H46V250H45V252H49L50 254H52L51 255V257L52 256H60L61 258L58 260V259H56L57 261H59V263L60 264H66L67 263V261L66 260H68V259H70V257L67 259V257H68V252H70L69 250H76V251H78L79 249H80V246H83V244H86V242L84 243L83 241H81L80 240V238H78L79 236H76V231H78V229L76 230V227L74 226H72V227H69ZM126 228V227H125ZM124 228V229H125ZM22 229V228H21ZM80 229V228H79ZM20 230V229H19ZM35 230V229H34ZM37 230V229H36ZM56 230V229H55ZM63 230V229H62ZM136 230L137 231H135L136 233L138 232V229L136 228ZM39 231V230H38ZM83 231V230H82ZM126 231V230H125ZM64 232H65V230H64ZM40 233V232H39ZM135 233V234H136ZM40 234H42V231H41V233ZM46 234V233H45ZM75 234V235H74ZM155 234V233H154ZM153 234V235H154ZM64 235H65V233H64ZM43 236V235H42ZM41 236V237H42ZM46 236V235H45ZM87 236V235H86ZM81 237V236H80ZM132 237V236H131ZM168 237H169V235H168ZM138 238V235L136 234V238L134 237L133 239H134V246H133V248L131 249V251H130V253H128L130 256L128 257V259H127V263L128 264H130L131 263V261L133 260V253H134V251H137L136 250V248H135V246H137V243H138V240L140 241V239H137ZM20 239V238H19ZM44 239V238H43ZM61 239V238H60ZM64 239V238H63ZM78 239V240H77ZM124 239V238H123ZM76 240H77V242H76ZM122 240V239H121ZM153 240V239H152ZM151 240V241H152ZM43 241V240H42ZM127 241V240H126ZM129 241V240H128ZM154 241V240H153ZM31 242V241H30ZM48 242V241H47ZM121 243H122V241H120ZM120 242H119V246L118 247H120ZM36 243V242H35ZM49 243V242H48ZM125 243V242H124ZM27 244V243H26ZM19 245V244H18ZM40 245V244H39ZM45 245V244H44ZM71 245H72V247H71ZM21 246V245H20ZM85 246V245H84ZM124 246V245H123ZM126 246V245H125ZM128 246H129V244H128ZM131 246V245H130ZM22 247V246H21ZM100 247V246H99ZM99 247H95V248H93V250H92V254L90 255V258H89V260L87 261V263L86 264H96L95 262H94V260L95 259H97V257H98V253L100 252L99 251ZM117 247V248H118ZM0 248H1V246H0ZM23 248V247H22ZM21 248V249H22ZM71 248V249H70ZM98 248V249H97ZM117 248H116V251H117ZM131 248V247H130ZM148 248V247H147ZM10 249H12L11 247H10ZM20 249V250H21ZM25 249V248H24ZM65 249H68V251L65 253V254H63L64 253V251H65ZM125 249H126V247H125ZM12 250H14V249H12ZM30 250V249H29ZM72 250V251H73ZM128 250V249H127ZM126 250V251H127ZM32 251V250H31ZM71 251V252H72ZM35 252V251H34ZM44 252V251H43ZM90 252V251H89ZM148 252V251H147ZM23 253V252H22ZM73 253V252H72ZM80 253H81V251H80ZM116 253V252H115ZM26 254V253H25ZM35 254V253H34ZM42 254V253H41ZM78 254V253H77ZM77 254H76V256H77ZM18 255H20V254H18ZM71 255V254H70ZM82 255V254H81ZM105 255V254H104ZM25 256V255H24ZM39 256V255H38ZM73 256V255H72ZM75 256V257H76ZM79 256V255H78ZM106 256V255H105ZM120 256H121V254H120ZM120 256L118 257V258H120ZM146 256V255H145ZM34 257V256H33ZM74 257V258H75ZM81 257H83V256H81ZM113 257H114V255H113ZM138 257V256H137ZM16 258H18V257H16ZM21 258V257H20ZM35 258V257H34ZM38 258V257H37ZM41 258V257H40ZM72 258V257H71ZM80 258V257H79ZM152 258V257H151ZM225 258V257H224ZM145 259V258H144ZM158 259V258H157ZM223 259V258H222ZM55 260V261H56ZM71 260V259H70ZM70 260H69V262H70ZM77 260H79V259H77ZM117 260V261H116ZM152 260H153V258H152ZM74 261V260H73ZM80 261V260H79ZM135 261V260H134ZM139 261V260H138ZM137 261V262H138ZM142 261V260H141ZM212 261V260H211ZM37 262V261H36ZM40 262V261H39ZM117 262V264H124L125 262H123L122 263V259H112L111 260V258L109 259V261H108V263L107 264H114V263H116ZM140 262V261H139ZM213 262H214V259H213ZM213 262H212V264H213ZM32 262L30 261V262H28V264H31ZM41 263V262H40ZM52 263V262H51ZM74 263H75V261H74ZM73 263V264H74ZM80 263V262H79ZM145 263V262H144ZM155 263V262H154ZM165 263V262H164ZM38 264V263H37ZM53 264H55V262H53ZM71 264V263H70ZM176 264V263H175ZM183 264V263H182Z\"/></svg>",
	"mask_w": 264,
	"mask_h": 264
},
{
	"label": "water",
	"instance_id": "95a60500",
	"mask_svg": "<svg viewBox=\"0 0 264 264\" xmlns=\"http://www.w3.org/2000/svg\"><path fill=\"white\" fill-rule=\"evenodd\" d=\"M94 1H96V0H94ZM98 1H103V0H98ZM122 1H126V0H104V5L109 7V8H110V6H113L116 9H126V11H129L130 10L129 8L131 6L129 5L127 7L126 5H123ZM148 1L150 3V6H146L145 9L150 10V11L148 12V17H146V18L154 19L156 21L159 18H162V17L166 18L169 15V13L167 14L166 9H165V0L163 3L161 0H144L145 3H147ZM204 1L206 4H204ZM186 2H188V0ZM238 2H239L238 0H219V3H221L223 6L226 5L227 7H230V8H236ZM192 6H194L195 8L199 7L203 12H205V16H202L203 19H201V21H207V22H209V24H208L209 26H214V27L219 28V29L222 27L221 26V19H220V12L217 11L218 6L213 5L211 0H200L198 3L192 4ZM140 10H144V9H140ZM88 11L91 13L90 7H89ZM92 13H93V11H92ZM188 16H189V17H187L188 19L191 18L190 15H188ZM87 19L88 18H86V20L84 22V25H86V27L84 29L85 31H88V29H89V25H88L89 21H87ZM215 19H220V20H219V22H217V20H215ZM164 20H166V19H164ZM185 25H186V29L188 31L194 30L195 32H198V33L203 28L201 23L193 22L191 20H188L185 23ZM188 38L191 39L193 41V43H196V44L201 42V40H203L199 34H197L196 36L188 37ZM54 42L57 44V46L46 45V43L43 39V42L33 43V44L27 46L26 49L28 50V52L30 54L35 55L34 57L41 58L43 63H45V65H47L48 67H50L52 69L53 73L55 74V76L57 78H62V77H64L63 75L68 74V76H70L72 78L73 83H75L77 86H80V87H83V88H86V89L92 90V91L96 90L98 88L101 89V87L98 85V83L91 84L92 81L91 80L89 81V76L91 78V76H92L91 73L93 74V64H91L89 67L90 69H88L91 73H85L83 71L84 66H82V65H85V59H84L85 57H83V55H82V63L80 64V71H79L80 73L77 74V70H78L77 66L74 69H69V68L67 69L66 65H64V63H63V59L65 57V52H66L65 48H63L62 46L58 47V45L60 44V41L58 39ZM145 48L146 47H144V49ZM140 64H141V68H144V67H142L144 65L146 67L151 65V64L147 65L145 61L143 63H140ZM157 66H158V63H157ZM81 67H82V69H81ZM6 73H8V75L12 76L17 83L15 85L12 84L11 86H7L4 83L0 82V104L2 106H4L6 103H8L10 101H16V103H17L16 107H18V106L20 107L18 115L15 119L16 123L14 125H12L11 128L9 127V125H5L4 122L0 121V138H2L3 136H6V138L3 137L4 140L0 139V163L5 164L6 168H7V165L9 166L7 168L8 174H6V175H11L10 167L16 169L18 164H22V165L24 164L23 161L26 160V153L29 149V144L31 141V139L29 141H27L28 146L23 149V151H24L23 157L21 156V152L18 153L16 156L11 157L12 148L10 147V145H11V141H12L11 140L12 131L14 130L15 125H19V122H21V113L23 111H25V114L28 116V117H26V119L22 120V124L26 125L28 118H30L31 121L37 118V113L41 110V107L39 106V104L37 105L35 100H34V102L31 101L32 96H35L37 94H33V93L27 91V93H29L30 96H28V99L25 100L26 90L31 85V83L34 82L35 73H33L30 69H28L27 66L23 70H19L16 63L7 64L6 69L4 70L1 78L5 77ZM138 73H139V79H140V78H142V76L149 75L150 71H149V68L147 67L146 69L142 70L141 72L139 71ZM7 78L10 80L9 76ZM213 90H214V87H211V91H213ZM36 92L38 93V91H36ZM101 93H103V92H101ZM29 98H31V99H29ZM1 110H3V109H1ZM70 115H71V113L68 112V116H70ZM0 116H2V113H0ZM131 127L136 129L137 131H141L140 129H142V128H146V129L149 128V127H147V123L134 124L133 126L131 125ZM70 131H71V129L69 127L66 130L64 128L62 135H66V137H68L70 134L73 136V134ZM9 133H10V139H9ZM54 134L58 135V136L60 135V131H59L58 127H57V129H55V132L53 134H51V136H54ZM42 139H40L38 141V144L40 143V146H42V143H41ZM12 143H13V141H12ZM65 145L66 144H64V146ZM65 151L71 152L70 149H66V148H65ZM38 152L41 154L45 153L44 151L41 150V147H40V149H38ZM9 153H10V156H9ZM32 154H33V152H32ZM17 169H20V168H17ZM3 179H5L4 183H3L4 185L2 187H0V189L1 188L2 189L7 188L10 184H11V186H9V187H12V185L15 183V181H17V180H15L13 182L11 180V177L9 179L2 178V180H0V181H3ZM23 182H24V184H20V186H18V188H16L15 191L17 194L20 193V194H23V195L28 196V197H18V198L12 199V197L5 196V194H4V196H0V232L4 231L5 222L3 220L7 219V218H11L10 216H12L11 215L12 208H14L16 206H21V207L22 206H29L33 202H35V204H38V203L46 202L49 200L50 195L45 197L46 195L39 194V192H38V191H40V192L42 191L40 189L41 187H39L42 184L39 185L38 182H33L32 184L26 183L27 181H23ZM18 183H20V182H18ZM31 185L34 187L33 190L35 189L34 192H31V191H33L31 188ZM54 200H56V199H54ZM94 202H95V200H94ZM59 218L60 219L57 218L58 219L57 222L60 224V226L62 224H65L68 221L67 216L66 217L62 216ZM47 221L49 222V218ZM123 228L124 227L119 228L118 231H116L117 232L116 234L118 235L120 230ZM172 228L173 227H171V229H169V232L172 231ZM189 229L193 230V232L190 231L191 234L188 236H186L183 233L182 234L178 233L179 231L174 232L172 234L171 239H169L167 236L165 238V242H164L162 248L161 247L155 248V247H153V245H151V248H150L151 252L149 253L150 257L147 255V258H148L147 264H152L151 256H152L153 252L163 254L166 251H168L172 247V245H174L171 240H173L174 243H176V242L178 244L180 243L178 249L175 251L176 252L182 251V253H180V252L177 254L175 253L174 260H172V261L174 263H180V262H185V261L191 262V258L193 255L191 253L192 249H194V247L197 244L200 245L201 237L199 236L198 231H196L192 228V225L190 226ZM196 234H197V236L194 237V235H196ZM148 237L149 236H147V238ZM133 238H134V235H133ZM133 238H132V248L134 246ZM196 238H197V241H196ZM255 240L256 239L250 240V244L248 246V249L251 247L252 255H255L254 253L258 254L259 249H260V247L257 246V244L255 243ZM122 246H123V244L121 243L120 247L117 248L116 253H113L114 257L112 255L113 249H110L108 247L107 248H101L99 258L103 257L104 254H107L109 256V259L110 258L111 259L116 258L118 260L122 259V263L125 262L124 264H128L127 259L130 255L125 254ZM164 247H165V249H164ZM185 251H186V253H189V254H184ZM134 252H135L134 254L138 256V255L142 254L143 252H145V249H144V251L138 250V251H134ZM120 254H121V256H120ZM119 256H120V258H118ZM99 258H98V263H96V264H103L102 262L99 261ZM107 259H108V257L106 258V261H107ZM254 259L255 258H251L250 261L255 262ZM106 261H105V263H106ZM235 262H236V258L232 257L231 259H229V261H227L226 264H236ZM114 264H117V262Z\"/></svg>",
	"mask_w": 264,
	"mask_h": 264
}]
</instances>
